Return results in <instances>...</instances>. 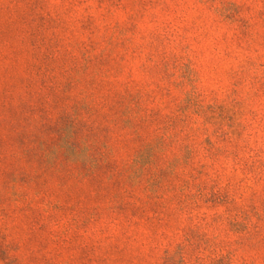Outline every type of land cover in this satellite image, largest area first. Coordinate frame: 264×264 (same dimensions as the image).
Wrapping results in <instances>:
<instances>
[{
  "label": "rangeland",
  "instance_id": "1",
  "mask_svg": "<svg viewBox=\"0 0 264 264\" xmlns=\"http://www.w3.org/2000/svg\"><path fill=\"white\" fill-rule=\"evenodd\" d=\"M0 264H264V0H0Z\"/></svg>",
  "mask_w": 264,
  "mask_h": 264
},
{
  "label": "trees",
  "instance_id": "2",
  "mask_svg": "<svg viewBox=\"0 0 264 264\" xmlns=\"http://www.w3.org/2000/svg\"><path fill=\"white\" fill-rule=\"evenodd\" d=\"M242 216H243V213L240 210H237V212L231 216V225L233 227L237 228V230H238V228H240V230H242L246 226L245 218H239Z\"/></svg>",
  "mask_w": 264,
  "mask_h": 264
}]
</instances>
